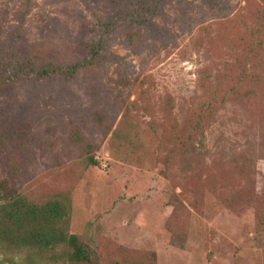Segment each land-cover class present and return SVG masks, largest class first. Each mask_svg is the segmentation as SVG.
Wrapping results in <instances>:
<instances>
[{
    "label": "rangeland",
    "instance_id": "rangeland-1",
    "mask_svg": "<svg viewBox=\"0 0 264 264\" xmlns=\"http://www.w3.org/2000/svg\"><path fill=\"white\" fill-rule=\"evenodd\" d=\"M132 2L0 0L2 61L36 46L68 61L82 21ZM262 10L260 0H163L146 25L113 34L99 67L3 91L6 195L36 207L66 201L65 229L97 264H264V82L245 97L228 95L224 78L234 38L264 30L252 18ZM208 103L199 155L177 157L172 125ZM6 202L0 264H78L61 246L4 237Z\"/></svg>",
    "mask_w": 264,
    "mask_h": 264
},
{
    "label": "trees",
    "instance_id": "trees-1",
    "mask_svg": "<svg viewBox=\"0 0 264 264\" xmlns=\"http://www.w3.org/2000/svg\"><path fill=\"white\" fill-rule=\"evenodd\" d=\"M162 1L133 0L131 5L108 19L99 17L91 23L82 21L79 27L81 34L74 45L76 53L68 61H53L51 51L40 46L34 47V52L24 58L16 57L11 51L8 55L12 63L9 60L8 66L2 61L0 54V94L22 80L43 79L51 76L69 79L78 72H87L99 67L105 59L104 51L113 34L119 29H132V27L146 25L148 18L154 15ZM260 2L263 10L255 12L256 16H252L255 24L258 25L264 24V0ZM119 23H122V26L117 27ZM244 32V35L234 38L232 48L234 58L230 64H227L228 75H224V78L230 85L228 95L242 94L247 97L249 92L253 93L254 88L264 82V70L257 55L264 51V30L262 26H256L245 29ZM246 85L247 90H242ZM210 110H212L211 104L201 105L188 124L179 126L175 122L172 125L171 133L178 132L172 133V138L177 141L176 146L179 147L173 152L177 154V157L199 155L193 140L209 118L211 112L208 115L205 114ZM181 131H185L188 136L186 141L182 139L185 142L184 145L179 141ZM6 194H8L6 184L0 182V201H7L4 208V218L7 223L1 231L4 237L15 238L22 246H35L38 249H50L58 245L62 247L63 254L69 263L97 264L94 252L79 243L76 237L67 233L65 229L68 208L66 201L47 200L37 207L27 206L20 199L14 198V194L9 197Z\"/></svg>",
    "mask_w": 264,
    "mask_h": 264
}]
</instances>
